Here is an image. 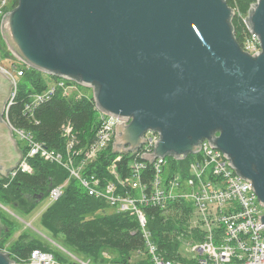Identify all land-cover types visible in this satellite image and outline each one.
I'll use <instances>...</instances> for the list:
<instances>
[{
  "label": "water",
  "instance_id": "1",
  "mask_svg": "<svg viewBox=\"0 0 264 264\" xmlns=\"http://www.w3.org/2000/svg\"><path fill=\"white\" fill-rule=\"evenodd\" d=\"M226 0H19L2 18L9 50L26 65L93 90L118 117L113 152L185 159L208 139L253 183L264 205V0L246 18L262 51L237 41ZM12 79L0 69V176L23 158L5 114ZM264 224V215L260 221ZM0 264H15L0 249Z\"/></svg>",
  "mask_w": 264,
  "mask_h": 264
},
{
  "label": "built area",
  "instance_id": "2",
  "mask_svg": "<svg viewBox=\"0 0 264 264\" xmlns=\"http://www.w3.org/2000/svg\"><path fill=\"white\" fill-rule=\"evenodd\" d=\"M7 1L0 0V26L3 15L9 10L6 9ZM249 10L246 14H241L245 22ZM260 45L259 38L249 27V35L243 41V48L255 54L262 51ZM1 61L0 54V69L13 81L10 106L18 93L19 78L24 75V69L18 68L17 64L10 69L1 64ZM46 75L50 78L47 87L42 92L30 93L24 103L25 111L31 117L34 118V112L39 105L57 93L75 99L90 97L84 93V85L71 79ZM98 113L100 127L93 142L86 147L76 146L79 139L70 121L62 125L61 135L66 139L65 153L48 148L45 143L36 140L32 132L16 129L10 124L14 132L26 142V151H23L21 162L9 177H13L18 170L33 172L30 159L36 155L62 164L71 175L80 180L89 194L105 198L110 208L116 212L137 217L145 244V251H138L144 258L138 264H264V224L259 222L260 215H264V205L259 200L253 183L238 174L221 150L205 139L199 152L192 154L186 169L179 166L172 170L169 157L175 158L159 157L152 162L151 172L143 177L150 163L142 156L153 151L159 138L158 132L148 130L141 148L136 153L126 154L131 157L126 165V172L122 171L119 164L124 155L117 153L107 165L112 178L104 183L97 174L85 175L84 170L112 145L116 126L121 120L99 110ZM64 186L65 183L50 189V204L62 195ZM179 199H186L193 204L189 228H196L202 234V239L185 240L181 250L182 258L170 260L164 257L148 229L146 208L155 207L168 211L170 203ZM189 253L192 255L188 256ZM15 264L59 262L52 252L38 248L32 250L29 258L15 260Z\"/></svg>",
  "mask_w": 264,
  "mask_h": 264
},
{
  "label": "trees",
  "instance_id": "3",
  "mask_svg": "<svg viewBox=\"0 0 264 264\" xmlns=\"http://www.w3.org/2000/svg\"><path fill=\"white\" fill-rule=\"evenodd\" d=\"M18 1L13 0L12 8L18 5ZM226 1L236 10L231 24L235 38L244 47L243 41L249 35V25L241 14H246L256 0ZM0 54L5 58L13 55L5 49L1 30ZM17 61L20 60H15L14 63L17 64ZM17 65L24 69V75L18 85V93L5 114L9 123L16 129L32 132L35 139L45 143L48 148L65 153L66 139L61 135V127L70 121L79 139L76 146L90 145L101 124L93 97L75 99L57 93L39 105L33 118L25 111L24 103L30 93L42 92L50 78L46 73L23 62ZM21 148L26 151V146ZM116 154L112 143L96 161L87 166L84 174L95 173L104 183L110 180L112 176L107 165ZM123 155L119 164L122 171L126 172V165L131 157ZM191 158L192 154L179 161L169 157V166L172 170L179 166L184 170ZM30 163L33 172L18 170L13 177H1L0 202L10 203L20 211L29 213L38 201L48 198L52 187L65 183L62 195L41 213L42 224L48 236L68 250L93 257L94 260L103 259L105 251H115L117 255L114 257V264H128L133 253L145 251L144 237L135 215L112 210L105 198L89 194L80 180L60 163L44 160L39 155L32 157ZM149 163L143 177L152 170V162ZM193 209V204L186 199L173 200L168 211L155 207L146 208L148 229L166 259H181L185 240L202 239V234L196 228H189ZM24 238L11 246L9 255L14 260L27 259L34 248H40L52 252L58 261L66 262L67 254L59 246L51 248L39 241H27ZM0 244L4 246L3 239Z\"/></svg>",
  "mask_w": 264,
  "mask_h": 264
},
{
  "label": "rangeland",
  "instance_id": "4",
  "mask_svg": "<svg viewBox=\"0 0 264 264\" xmlns=\"http://www.w3.org/2000/svg\"><path fill=\"white\" fill-rule=\"evenodd\" d=\"M13 5V0L7 1L6 9L11 10ZM4 39V38H3ZM5 41V40H4ZM5 49H8V46L5 42ZM11 52V50H9ZM13 53L11 52V55ZM2 57L1 64L5 65L8 68L14 67L16 64L14 63L15 60H18L16 55L8 56V57ZM17 64L21 65V61H17ZM18 66V65H16ZM21 82V78H19V83ZM82 89L85 94L90 95L93 93L92 88L82 86ZM86 98V97H83ZM16 139L18 140V145L21 148V146H26V142L22 140L21 136L14 132ZM22 149V148H21ZM50 204V201L47 197H44L40 201L36 203L34 208L29 213H24L20 211L18 208L14 207L10 203H2L0 202V240L3 239L4 246H1L0 249L5 250L9 253L11 246L14 242L21 240L24 238V240L30 241V240H36L41 242L44 245H47L49 247H55V243L57 246L63 247L59 242H56L51 236H48V232L45 230L43 224H42V212L45 210V208ZM34 243V242H33ZM63 250L66 254V262H59V264H83L82 262H85L86 264H114V257L117 255L115 251H105L103 253L104 258L99 260H94L93 257L87 256L85 254H81L79 252L70 251L67 248L63 247ZM38 249V248H34ZM33 249V250H34ZM10 254V253H9ZM192 254L189 253L188 256H191ZM13 258V256H12ZM14 259V258H13ZM143 256L137 253H133L131 256V263L130 264H138L142 262Z\"/></svg>",
  "mask_w": 264,
  "mask_h": 264
}]
</instances>
